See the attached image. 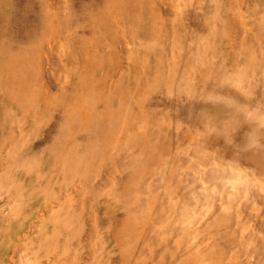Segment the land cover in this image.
I'll use <instances>...</instances> for the list:
<instances>
[{
	"label": "bare ground",
	"instance_id": "1",
	"mask_svg": "<svg viewBox=\"0 0 264 264\" xmlns=\"http://www.w3.org/2000/svg\"><path fill=\"white\" fill-rule=\"evenodd\" d=\"M0 264H264V0H0Z\"/></svg>",
	"mask_w": 264,
	"mask_h": 264
},
{
	"label": "rangeland",
	"instance_id": "2",
	"mask_svg": "<svg viewBox=\"0 0 264 264\" xmlns=\"http://www.w3.org/2000/svg\"><path fill=\"white\" fill-rule=\"evenodd\" d=\"M243 165V164H242ZM243 167V166H242ZM256 169V168H255ZM189 178L191 177V176H188ZM193 177V176H192Z\"/></svg>",
	"mask_w": 264,
	"mask_h": 264
}]
</instances>
